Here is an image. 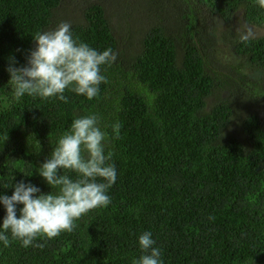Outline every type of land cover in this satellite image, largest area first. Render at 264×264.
<instances>
[{
  "label": "trees",
  "instance_id": "16d2710c",
  "mask_svg": "<svg viewBox=\"0 0 264 264\" xmlns=\"http://www.w3.org/2000/svg\"><path fill=\"white\" fill-rule=\"evenodd\" d=\"M124 1L113 19L98 0L74 17L62 0H0V98L12 97L9 58L25 64L36 33L62 21L74 39L117 53L91 100L71 91L67 103L0 99V194L11 196L20 180L52 191L40 165L84 115L100 117L117 171L108 206L72 232L38 237L43 247L25 248L9 233L0 264H132L145 231L163 264H264V33L242 43L231 26L239 15L264 30V8L257 0ZM218 40L233 59L220 61ZM5 215L0 204V223Z\"/></svg>",
  "mask_w": 264,
  "mask_h": 264
},
{
  "label": "clouds",
  "instance_id": "9594fccd",
  "mask_svg": "<svg viewBox=\"0 0 264 264\" xmlns=\"http://www.w3.org/2000/svg\"><path fill=\"white\" fill-rule=\"evenodd\" d=\"M257 3L264 8V0ZM252 38L250 28L240 30V42L247 43ZM33 39L35 47L28 51L25 64L17 67L15 57L9 58L7 72L12 97L0 98L6 104L25 95L56 97L67 103L66 91L91 100L99 95L100 85L108 82L102 66L117 60L111 47L100 51L74 39L67 22H60L53 30L37 32ZM121 127L120 123L112 125L115 139L120 138ZM108 142L109 135L100 127L98 115L77 117L58 139L50 158L40 165L38 173L52 191L44 193L31 182L20 180L12 185L11 196L0 194V204L6 210L0 223V241L5 247L10 245L9 233L12 240H19L25 248L43 247L36 242L38 237L52 239L62 232H72L82 216L111 203L108 193L116 182L117 171L110 162L113 153L106 151ZM68 172L75 173V178ZM18 205L22 207L18 209ZM138 241L141 255L132 264H163L162 250L155 246L150 231L143 232Z\"/></svg>",
  "mask_w": 264,
  "mask_h": 264
},
{
  "label": "rangeland",
  "instance_id": "374dc122",
  "mask_svg": "<svg viewBox=\"0 0 264 264\" xmlns=\"http://www.w3.org/2000/svg\"><path fill=\"white\" fill-rule=\"evenodd\" d=\"M89 0H62L60 8H62V11L65 15H69L71 17L76 16V10H79V7L81 4L83 5L84 2ZM100 3H102L107 10V12L113 17V19H116L119 16V8L124 9V5L121 6V0H98ZM143 0H125L124 2H130L129 5L133 4L134 2H142ZM82 7V6H81ZM131 7L128 6V9ZM125 10V9H124ZM233 29H239L244 30L246 28H250L252 30L253 36L261 35L264 33L263 28L253 25V24H246L239 15H237L232 24ZM223 28V27H221ZM218 38H219V32H218ZM216 52L218 54V57L221 62H228L229 60L233 59L231 56V48L223 43L221 40H218L216 45Z\"/></svg>",
  "mask_w": 264,
  "mask_h": 264
}]
</instances>
